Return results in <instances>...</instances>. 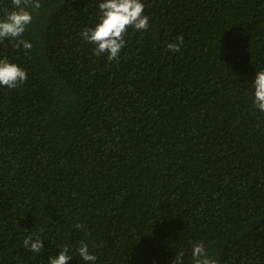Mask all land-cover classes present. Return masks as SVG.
<instances>
[{"label": "trees", "instance_id": "1", "mask_svg": "<svg viewBox=\"0 0 264 264\" xmlns=\"http://www.w3.org/2000/svg\"><path fill=\"white\" fill-rule=\"evenodd\" d=\"M39 2L33 49L0 43L28 74L0 87V264H46L80 242L96 264H172L180 251L190 264L201 241L218 264H264V113L251 89L264 0H144L150 28L129 27L115 61L80 35L98 0ZM11 7L0 0V15ZM31 232L40 253L23 245Z\"/></svg>", "mask_w": 264, "mask_h": 264}, {"label": "clouds", "instance_id": "2", "mask_svg": "<svg viewBox=\"0 0 264 264\" xmlns=\"http://www.w3.org/2000/svg\"><path fill=\"white\" fill-rule=\"evenodd\" d=\"M12 7L0 15V43L5 40L14 42V47L30 52L33 42L25 34L33 21V10L41 8L39 0H11ZM98 13L93 26L80 33L82 39L92 44L96 56H106L108 61L118 60L121 51L127 44L128 28L144 32L150 28V16L145 12L144 0H98ZM183 44V37L178 36L175 41L167 44L171 52H179ZM26 69L11 61L7 56L0 57V87L15 89L26 82ZM252 105L264 113V68L255 72L251 81ZM77 228L81 225L77 224ZM23 245L29 251L40 253L45 249V240L38 232H31L24 237ZM46 264H69L74 256L83 261V264H96L98 256L90 252L89 244L80 242L73 249L68 245L58 246L51 250ZM172 264H186L185 253H176ZM190 264H218L217 260L209 255L204 242L194 243L191 249Z\"/></svg>", "mask_w": 264, "mask_h": 264}]
</instances>
